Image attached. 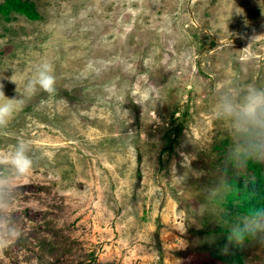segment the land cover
I'll list each match as a JSON object with an SVG mask.
<instances>
[{"label": "rangeland", "instance_id": "1", "mask_svg": "<svg viewBox=\"0 0 264 264\" xmlns=\"http://www.w3.org/2000/svg\"><path fill=\"white\" fill-rule=\"evenodd\" d=\"M21 1L33 18L0 13V84L23 98L50 61L57 94L0 130L34 162L0 264H264V217L230 200L253 171L211 114L222 90L264 88V0Z\"/></svg>", "mask_w": 264, "mask_h": 264}, {"label": "clouds", "instance_id": "2", "mask_svg": "<svg viewBox=\"0 0 264 264\" xmlns=\"http://www.w3.org/2000/svg\"><path fill=\"white\" fill-rule=\"evenodd\" d=\"M56 69L52 62L42 61L25 82L23 98H8L0 84V130H5L24 108L25 100L36 95L38 91L49 97L57 94ZM11 81L16 83V77ZM149 98L141 101L143 107ZM211 114L220 121L227 122L233 138V152L243 162L264 164V88L250 86L242 94L222 90L213 104ZM32 141L21 139L11 152L0 151V169L9 168L13 175L0 173V212L11 207L7 198L14 188L15 180H27L31 177L34 162L30 156ZM73 191H76L73 189ZM254 217H264V210H254ZM21 232L9 220L0 216V254L10 247Z\"/></svg>", "mask_w": 264, "mask_h": 264}, {"label": "trees", "instance_id": "3", "mask_svg": "<svg viewBox=\"0 0 264 264\" xmlns=\"http://www.w3.org/2000/svg\"><path fill=\"white\" fill-rule=\"evenodd\" d=\"M31 4L28 1L6 0L0 5V13L8 14L10 11H16L27 17L33 18ZM248 167L253 171L251 179L244 182L233 183V191L230 195L231 202L236 199L239 203L236 206L238 212L246 214L253 218L254 210H264V192L262 189L263 177L260 174V164L257 162H249ZM238 195V196H237ZM245 236L244 231H240Z\"/></svg>", "mask_w": 264, "mask_h": 264}]
</instances>
